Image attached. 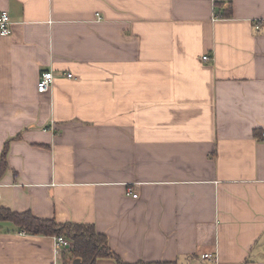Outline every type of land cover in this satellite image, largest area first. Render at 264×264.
Masks as SVG:
<instances>
[{"label": "crops", "instance_id": "obj_1", "mask_svg": "<svg viewBox=\"0 0 264 264\" xmlns=\"http://www.w3.org/2000/svg\"><path fill=\"white\" fill-rule=\"evenodd\" d=\"M2 11L1 206L94 224L130 264H264V0ZM79 263L54 236L0 221V264Z\"/></svg>", "mask_w": 264, "mask_h": 264}, {"label": "trees", "instance_id": "obj_2", "mask_svg": "<svg viewBox=\"0 0 264 264\" xmlns=\"http://www.w3.org/2000/svg\"><path fill=\"white\" fill-rule=\"evenodd\" d=\"M7 147L2 154V167L6 165ZM0 221L13 223L20 230L28 234L47 236L64 235L72 242V253L79 264H97L100 258H112L116 264H130L117 255L108 244L106 235L99 233L94 224L90 223H58L54 219H42L34 216L30 211L15 212L0 205ZM135 264H171L165 262Z\"/></svg>", "mask_w": 264, "mask_h": 264}, {"label": "built area", "instance_id": "obj_3", "mask_svg": "<svg viewBox=\"0 0 264 264\" xmlns=\"http://www.w3.org/2000/svg\"><path fill=\"white\" fill-rule=\"evenodd\" d=\"M254 27L256 30H260L262 27H264V19H257L254 21ZM0 33L4 36H7L11 34V17L8 13V11H2L0 13ZM210 59L209 55H204L203 60L208 61ZM54 73L53 71H44L41 73L38 83H37V89L39 92H47L50 91L54 84ZM132 192L130 189L127 191V194H131ZM133 197H137V193H132ZM72 247V242L66 238L64 235H55L54 236V249L55 252L60 251L61 249H69ZM203 258L217 261V256L212 253H204Z\"/></svg>", "mask_w": 264, "mask_h": 264}]
</instances>
